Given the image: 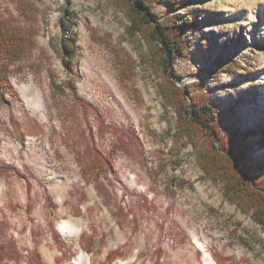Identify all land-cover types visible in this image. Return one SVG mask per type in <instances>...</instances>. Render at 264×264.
<instances>
[{
	"label": "rangeland",
	"instance_id": "obj_1",
	"mask_svg": "<svg viewBox=\"0 0 264 264\" xmlns=\"http://www.w3.org/2000/svg\"><path fill=\"white\" fill-rule=\"evenodd\" d=\"M167 1L147 0L156 21L190 15L197 26L184 31L173 82L188 87V103L223 111L220 130L244 135L246 172L262 173L264 0ZM130 7L0 0L1 16L35 30L0 93V165L10 168L0 171V219L20 252L17 262L0 264H34V253L41 264H203L205 253L217 264H264L262 229L203 177L194 147L176 141L175 111L163 104L146 59L149 28L126 31ZM71 31L69 61L63 37ZM36 89L45 117L27 104ZM100 123L118 134L101 132ZM93 149L112 165L98 179L88 170ZM115 250L120 256L109 261Z\"/></svg>",
	"mask_w": 264,
	"mask_h": 264
},
{
	"label": "trees",
	"instance_id": "obj_2",
	"mask_svg": "<svg viewBox=\"0 0 264 264\" xmlns=\"http://www.w3.org/2000/svg\"><path fill=\"white\" fill-rule=\"evenodd\" d=\"M131 7L127 12L129 25L127 33L134 36L143 33V27H148V52L146 59L151 68L159 76L157 85L158 95L163 104L171 107L176 114L174 136L185 147L190 144L197 153V161L205 179L220 185L224 199L235 206L241 213L248 215L264 233V171L253 176L248 175L245 169V154L241 149L242 138L238 130L226 134L217 124V116L223 111L212 106L209 102L193 101L188 103L186 95L189 94L187 86H177L172 77H179L172 70L176 57L183 54V34L185 30L197 28L196 19L190 15L183 16L173 24L165 25L156 21L159 16L151 12L147 0H129ZM178 0H168L174 3ZM163 2V1H162ZM69 30V29H67ZM35 30L29 25L23 27L0 15V93L5 90V80L11 71V66L25 57L34 46ZM66 58L71 61L76 54V33L63 37ZM122 70L124 63L118 61ZM82 105L84 102L75 96ZM101 132L118 134L116 128L100 123ZM262 137L258 140L264 144V128ZM246 134L255 135L253 130ZM111 163L108 157L100 151L93 149L88 170L98 179L101 170L109 168ZM10 170L0 165V171ZM9 224L0 219V260L17 262L20 252L16 243L7 239ZM244 245L249 246L246 242ZM264 254V238L257 241ZM34 264H41L40 257L34 253ZM120 256L117 250L110 251L107 259L111 261Z\"/></svg>",
	"mask_w": 264,
	"mask_h": 264
},
{
	"label": "bare ground",
	"instance_id": "obj_3",
	"mask_svg": "<svg viewBox=\"0 0 264 264\" xmlns=\"http://www.w3.org/2000/svg\"><path fill=\"white\" fill-rule=\"evenodd\" d=\"M35 96L34 97H30V98H27V104L35 111H38L41 113V115L43 117H45V114H44V109H45V104H44V100H43V96H42V93L40 90L36 89L35 91ZM62 228L64 229H72L73 227H68L65 225L62 226ZM74 234L72 233V235H69V236H73ZM84 261H82L83 263ZM203 264H217L214 259L212 258V256L209 254V253H205L204 256H203Z\"/></svg>",
	"mask_w": 264,
	"mask_h": 264
}]
</instances>
